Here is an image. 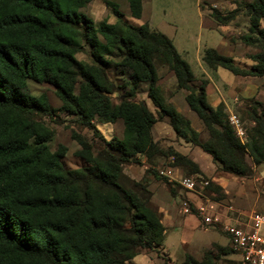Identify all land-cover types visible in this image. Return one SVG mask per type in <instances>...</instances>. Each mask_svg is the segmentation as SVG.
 Masks as SVG:
<instances>
[{
  "label": "trees",
  "instance_id": "trees-1",
  "mask_svg": "<svg viewBox=\"0 0 264 264\" xmlns=\"http://www.w3.org/2000/svg\"><path fill=\"white\" fill-rule=\"evenodd\" d=\"M88 1L0 0V264H124L141 248L159 243L164 226L148 202L149 190L137 182V193L118 179L124 176L123 162L153 151L151 127L160 117L168 119L176 134L209 153L223 170L246 175L252 170L247 158L253 164L264 163L263 107L250 112L254 124L247 141H241L223 103L213 107L207 102L205 80L192 84L193 72L171 38L146 22L126 21L112 0L104 3L121 25L95 24L80 9ZM127 2L130 15L139 18L142 1ZM245 8L248 32L237 37L260 48L247 55L253 62L241 67L213 47L204 49L202 59L234 74L263 75L264 0L246 1ZM234 12L211 7L209 14L225 24ZM84 45L91 62L75 55ZM121 50L131 87L146 82L157 116L143 101L111 102L113 82L105 69ZM154 60L167 63L177 85L188 90L185 100L208 130L207 139L200 140L189 120L165 101L156 84ZM28 79L52 84L61 108L102 139L92 120L121 118L123 139L92 153L90 143L77 136L78 152L87 157V164L75 169L64 166L62 153L50 151L46 143L50 131L36 118L37 112L51 110V105L44 93L30 92ZM180 158L198 171L191 159ZM170 264L211 262L185 252L182 260Z\"/></svg>",
  "mask_w": 264,
  "mask_h": 264
},
{
  "label": "rangeland",
  "instance_id": "rangeland-1",
  "mask_svg": "<svg viewBox=\"0 0 264 264\" xmlns=\"http://www.w3.org/2000/svg\"><path fill=\"white\" fill-rule=\"evenodd\" d=\"M112 1L118 5L126 21L132 24L146 22L150 28L171 38L193 72L192 84L196 86L205 80L207 102L213 107L223 103L228 116L234 115L238 121V125L232 124L237 135L246 142L247 133L254 124L250 112H259L264 108V74H234L224 67L207 64L202 55L205 48L213 47L231 56L241 67H248L253 62L247 55L260 48L237 37L248 32L249 15L245 2L251 0H141L144 10L139 18L130 15L127 0ZM211 7L222 12L235 10L234 18L228 26H223V30L214 24L209 14ZM80 9L95 24L107 21L118 27L121 25L104 0H90ZM260 26L264 27V18L260 19ZM75 55L81 60L92 61L87 45ZM123 56L122 50L114 54L110 58V66L105 69L113 82L109 94L111 102L116 105L122 99L143 101L157 116L156 107L147 96L146 82H139L135 89L131 87L130 69L123 63ZM154 65L156 84L165 101L189 120L200 140L207 139L208 130L185 100L188 90L177 85L173 70L167 63L154 60ZM27 84L32 94L44 93L51 105V110L37 112L36 118L50 131L46 143L50 151L62 153L60 162L64 166L75 169L87 164V157L78 152L77 136L90 143L92 153L106 148L107 142L114 147L116 140L123 139L121 118L113 122H103L96 117L92 120L103 140L75 114L61 108V101L52 84L32 79H28ZM151 135L156 143L153 151L149 156L134 154L129 161L123 162L121 170L124 176L118 182L137 193V182L146 186L149 190L148 202L159 213L164 232L159 243L151 248H141L124 264H152L147 256L153 259L154 264H170L172 260H182L185 252L211 264H238V254L231 248L225 225L241 220L251 212L264 213V163L253 164L247 158L252 170L246 175L223 170L199 145L176 134L164 116L153 123ZM181 156L191 159L198 171H193L191 165L181 160ZM184 176L194 177V190L188 191L177 182ZM183 201L188 204L187 211L182 209ZM180 222H183L181 226ZM162 242L163 248L160 245Z\"/></svg>",
  "mask_w": 264,
  "mask_h": 264
},
{
  "label": "built area",
  "instance_id": "built-area-1",
  "mask_svg": "<svg viewBox=\"0 0 264 264\" xmlns=\"http://www.w3.org/2000/svg\"><path fill=\"white\" fill-rule=\"evenodd\" d=\"M228 118L231 124L238 125L234 115ZM177 182L188 191L194 190L196 185L192 176L181 177ZM182 204V209L187 211L186 201ZM225 231L232 250L238 254V264H264V213L251 212L244 215L243 219L225 225Z\"/></svg>",
  "mask_w": 264,
  "mask_h": 264
},
{
  "label": "crops",
  "instance_id": "crops-1",
  "mask_svg": "<svg viewBox=\"0 0 264 264\" xmlns=\"http://www.w3.org/2000/svg\"><path fill=\"white\" fill-rule=\"evenodd\" d=\"M144 2L142 1V12H143V10H144ZM141 12V13H142ZM214 24H217V26L221 29V30H223V26H228V23H225V24H220V23H218V22H216L215 20H214ZM182 223L183 222H180V226L182 225ZM186 223V222H185ZM179 226V227H180ZM166 235H167V233L165 234V238H166ZM165 238H164V240H165ZM164 240H163V242H164ZM163 242L160 244L161 245V247L163 248L164 246H163ZM147 258H148V260L149 261H151L152 262V264H154V261H153V259H151L149 256H147ZM173 261V260H172ZM137 261H136V259L134 258V263H136Z\"/></svg>",
  "mask_w": 264,
  "mask_h": 264
}]
</instances>
